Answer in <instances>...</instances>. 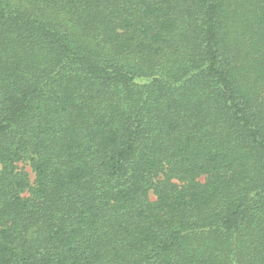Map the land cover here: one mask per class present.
<instances>
[{
  "label": "trees",
  "instance_id": "1",
  "mask_svg": "<svg viewBox=\"0 0 264 264\" xmlns=\"http://www.w3.org/2000/svg\"><path fill=\"white\" fill-rule=\"evenodd\" d=\"M0 264H264V0H0Z\"/></svg>",
  "mask_w": 264,
  "mask_h": 264
},
{
  "label": "rangeland",
  "instance_id": "2",
  "mask_svg": "<svg viewBox=\"0 0 264 264\" xmlns=\"http://www.w3.org/2000/svg\"><path fill=\"white\" fill-rule=\"evenodd\" d=\"M20 167H22L23 170L27 172V174H28V176H29V179L32 181V180H33V174H32V172L30 171V169H29L27 166H24V165H20Z\"/></svg>",
  "mask_w": 264,
  "mask_h": 264
}]
</instances>
